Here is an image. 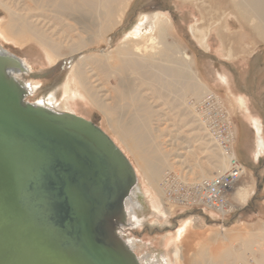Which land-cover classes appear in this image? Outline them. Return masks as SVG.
Masks as SVG:
<instances>
[{"label":"bare ground","instance_id":"obj_1","mask_svg":"<svg viewBox=\"0 0 264 264\" xmlns=\"http://www.w3.org/2000/svg\"><path fill=\"white\" fill-rule=\"evenodd\" d=\"M232 1L242 15L251 17L264 40V0ZM132 2L0 0V8L9 16L6 23L0 18V38L4 42L12 40L22 48L37 45L45 51L53 68L64 58L80 55L72 63L62 89L39 98L35 103L56 113L77 116L80 113L74 106L84 105L88 113L92 105L105 116L111 130L108 134L128 157L137 174L139 186L135 189L138 191L133 189L136 199L130 202L131 206L127 200L125 202V210L128 207L133 211L134 221L139 222L140 216L135 212L148 207L162 219L175 213L173 206L166 210L163 205L168 171L183 177L189 175L190 181L197 180L191 183L197 187L190 202L193 207L213 209L220 214L230 213L233 207L229 208L227 191L234 189L248 170L238 160L233 145L224 150L219 141L217 122L207 120L202 110L206 100L220 103L221 99L204 79L192 50L182 40L173 37L172 31L177 32L175 22L165 12L158 11L154 19L145 15L117 47L83 55L122 24ZM224 20L220 21L224 29L221 30L228 31ZM190 32L202 49L211 51L210 29L191 25ZM0 54L15 56L4 44L0 45ZM234 55L230 49L225 58L232 61ZM11 72L27 90V98L38 91L41 84L38 80H31L34 66L29 60L21 58L20 64L12 67ZM215 75L217 86L226 88L233 98L237 97L236 104L250 116L255 131L254 156L259 158L264 154L262 118L252 112L250 98L235 91L233 77L228 71L220 68ZM162 105L168 106L170 111L179 112L176 116H180L183 122L188 120L194 129L192 143L197 144L181 152L185 159L178 156L180 152L177 151L182 149L183 142L165 137L170 129L161 127V122L168 115L164 112L165 108L160 107ZM174 135L177 136L178 132ZM31 137L42 140L33 134ZM228 139L234 142V132ZM174 152L177 154L174 155ZM200 155L205 156V160L201 161ZM192 160H196L195 163L192 164ZM179 162L188 163L190 169L185 172ZM216 173L218 175H214ZM254 192L255 184L251 182L240 185L237 195L245 204ZM220 198L225 203H220ZM196 227L197 224L189 222L180 225L175 233L154 241L156 246L168 243V250L152 248L145 254L138 253L139 260L143 264H252V261L264 264V225L255 228L241 226L231 230H196ZM127 242L132 249L139 250L141 245L144 246L143 241L134 238H129Z\"/></svg>","mask_w":264,"mask_h":264},{"label":"water","instance_id":"obj_2","mask_svg":"<svg viewBox=\"0 0 264 264\" xmlns=\"http://www.w3.org/2000/svg\"><path fill=\"white\" fill-rule=\"evenodd\" d=\"M18 64L0 54V264H143L119 232L134 166L97 123L28 101Z\"/></svg>","mask_w":264,"mask_h":264},{"label":"rangeland","instance_id":"obj_3","mask_svg":"<svg viewBox=\"0 0 264 264\" xmlns=\"http://www.w3.org/2000/svg\"><path fill=\"white\" fill-rule=\"evenodd\" d=\"M158 11L165 12L175 22L177 32L172 31L173 37L176 36V39L182 40L192 50L199 62L204 79L220 97V103H216L214 100H206L202 110H204L207 120L209 118V120L217 122V125L221 115L223 116V123L228 130H231L228 133L229 135L226 133L227 138L224 139L226 142L223 143L222 136L224 134L220 130V125H218L220 144L225 151L229 150L231 145H233L232 147L238 160L246 166L248 174L243 176L242 179L240 178L237 184L234 185V189L231 188L227 191L229 196L228 205L229 208L233 207V211L227 214H220L213 209L193 207L190 204L193 197L191 198L188 194L193 196L191 191L193 184L191 185V183L197 180L190 181L189 175L183 177L182 174L177 175L173 171H168V176L165 180V202L163 205L166 210L173 206L175 208L174 214H167V217L162 219L153 212L152 208L147 206L146 210L135 212L137 216L140 215L138 217L139 222H136L134 221L133 211L126 207L125 219L119 226V232L127 245L129 238L143 241L144 246L141 245L139 250L137 248L132 249L129 245L136 255L141 252L145 254L152 248L161 251L168 250V243L156 246L154 241L175 233L180 225L188 222L189 224H197L196 230H205L207 228L231 230L241 226L255 228L264 225V154L259 158L254 156L255 131L251 124L250 116L245 114L236 104L235 98L237 97L233 98L225 90L226 88L217 86L215 75L220 68L228 71L233 77L235 91L250 98L252 112L255 116H260L264 123V40L259 36L258 29L254 26L250 16L242 15L239 7L232 0H133L122 24L109 32L104 39L98 41L93 48L85 51L83 55L97 54L117 47L123 37L131 33L141 23L143 16L147 15L154 19ZM0 18H3L1 21L3 23H6L9 19L8 14L1 8ZM221 18L226 19L224 21L228 26V31H222L224 29L220 25ZM191 25L210 29V52L202 49L193 38L190 32ZM219 30L222 32L220 33ZM3 42L0 38V45L4 44L6 49L15 53L19 60L26 58L34 66L31 80H38L41 85L34 95L27 98L28 101L33 103L38 102L44 96L58 89H62L68 78L72 63L78 60L80 56L77 54L64 58L53 68L46 58L45 51L37 45L22 48L12 40ZM230 49L235 54L232 61H228L225 58ZM46 70L51 71L47 74L49 71L45 72ZM234 104L236 105L234 106ZM160 107H164V112L168 114L165 116L167 122L165 120H163L165 123L161 122L162 128L168 127L170 129V133L167 132L165 137L166 139L176 138L179 139V142H183L182 149L177 151L180 152L178 156L185 159L183 153L193 148L192 144H197V142L192 143L195 138L193 136L194 129L188 120L183 122L180 120V116H176L179 114L176 110L170 111L167 108L168 106L163 105ZM74 109L80 113L78 116L97 123L105 132L111 133L105 116L94 106L91 105L90 110L87 109L88 113L85 112L86 107L84 105L74 106ZM174 123H177L176 126ZM177 132L178 135H174ZM232 132H234L236 138L233 143L232 139H228V137L231 138ZM167 142L169 143L170 141L168 140ZM168 148H171V146H168ZM176 154L174 152V155ZM200 156L201 161L205 160V156ZM195 161L192 160L191 163L193 164ZM178 165L185 172L190 169L188 163L182 164L179 162ZM251 182L255 184V192L244 204L239 199L237 191L240 185ZM189 185L190 187L187 188ZM135 190L131 192V198L127 199L128 205L136 199L135 193L133 194ZM235 245L239 247L238 242ZM252 264L255 263L252 261Z\"/></svg>","mask_w":264,"mask_h":264},{"label":"built area","instance_id":"obj_4","mask_svg":"<svg viewBox=\"0 0 264 264\" xmlns=\"http://www.w3.org/2000/svg\"><path fill=\"white\" fill-rule=\"evenodd\" d=\"M221 119H219V122H218V125H220V130L221 131H223V134H224V136H222L223 138V143H225L226 142V140H224L225 138H227L226 136H227V134L229 133V131L231 130H228V128L225 126V124L223 123L224 121H223V116L221 115V117H220ZM225 126V127H224ZM224 127V128H223ZM227 133V134H226ZM226 134V135H225ZM229 135V134H228ZM194 186V187H193ZM196 189H197V187H196V185H192V188H191V191L193 192V196H191L190 194H189V196L192 198V197H194L195 196V194H196ZM219 202L220 203H225V200L223 199V198H220L219 199ZM226 205V204H225Z\"/></svg>","mask_w":264,"mask_h":264}]
</instances>
